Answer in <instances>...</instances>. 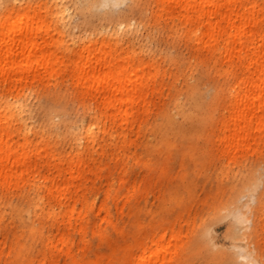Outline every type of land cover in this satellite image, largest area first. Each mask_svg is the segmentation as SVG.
Instances as JSON below:
<instances>
[{
    "label": "rangeland",
    "instance_id": "1",
    "mask_svg": "<svg viewBox=\"0 0 264 264\" xmlns=\"http://www.w3.org/2000/svg\"><path fill=\"white\" fill-rule=\"evenodd\" d=\"M55 2L69 5L66 26L73 36L82 37L76 43L81 45L94 39L97 47L103 46L104 30L95 32L102 18L116 26L122 19L138 25L144 17L150 38H144L143 25H138L130 37L135 44L132 51L144 61H155L154 75L146 104L136 105L145 108L135 109L133 130L125 143L111 142L110 136L101 133V144L85 150L83 157L90 159L91 169L83 172L77 187L70 188L68 195L73 198L68 203L47 199L36 213L27 195L36 189L39 176L11 189L0 187V264H140L139 254L145 250L143 258L151 257L156 249L152 241L162 234L161 249L171 264L189 257L197 264H241L230 255L232 218L223 210V217L208 222L259 164L263 181L252 202L253 229L246 233L250 247L264 263V229L257 220L264 191V147L245 153L237 163L216 142L213 118L218 120L227 103L224 74L216 73L207 58L195 56L191 42L171 30V19L154 15L155 0H120L90 12L87 0H0V18L13 4H23L30 10L40 9L36 15L41 25H50L52 16L46 10ZM68 51L58 50L64 60ZM76 73L44 71L18 83L26 89L31 133L44 134L34 143L39 141L47 149L49 155L44 157L49 161L53 153L59 159L77 156L71 132L74 127V131L80 129L82 113H88L86 106L92 102ZM11 81L16 80L11 77ZM184 114L195 126L189 142L182 130ZM117 118L114 129L120 132L124 118ZM107 126L110 130L111 125ZM61 183V188L66 185L64 180ZM46 194L43 190L40 195ZM208 227L211 244L203 238ZM217 252L220 259L215 262L210 254Z\"/></svg>",
    "mask_w": 264,
    "mask_h": 264
},
{
    "label": "bare ground",
    "instance_id": "2",
    "mask_svg": "<svg viewBox=\"0 0 264 264\" xmlns=\"http://www.w3.org/2000/svg\"><path fill=\"white\" fill-rule=\"evenodd\" d=\"M118 1L87 0V12ZM155 1L157 10L154 15L171 19V30L191 42L197 53L195 56L207 58L215 72L225 76L223 85L227 86V103L218 120L213 118L217 124L214 133L218 145L237 163L245 153L264 147V0ZM25 7L13 4L0 18V187L11 189L30 181L31 176H39L38 180L35 179L38 181L36 189L27 195L31 196L30 202L37 213L47 199L58 198L64 204L73 198L68 191L78 186L84 171L91 169L90 159L83 157L85 150L101 144V133L110 136L111 142L122 140L125 143L133 130L135 109L145 108L136 105L146 104L155 61H144L139 52L132 51L135 44H131L130 37L139 29L138 25H143L144 38H150L144 17L138 25L122 19L116 26H109L102 18L101 26L94 30L96 33L104 30L105 43L97 47L94 39L88 43L82 41L86 43L83 45L76 44L82 37L73 36L66 26L65 12L70 9L69 5L49 4L46 11L52 16L50 25H41L36 15L40 9ZM49 26L53 27V33L48 30ZM125 41L130 42L126 47L123 46ZM61 47L69 50L67 60L58 52ZM57 70L77 72L78 81L92 103L86 106L88 113H82L80 129L74 131V127L71 132V147L77 156L68 154L59 159V155L53 153V161H49L44 157L49 155L47 149L42 148L39 141L34 143L35 138L38 140V136L44 134L31 133L26 116V89L18 83L26 78H36L44 71L53 75ZM11 77L16 80L14 83ZM221 99L225 101L222 94ZM191 112L194 113V109ZM119 115L124 118L120 122V132L114 129ZM183 118L186 123L182 130L189 142L195 126L190 123L191 117L184 114ZM196 134L200 136L201 131ZM43 168L49 172L42 174ZM62 180L66 185L61 188ZM262 181L259 164L252 169L243 187L224 202L208 222L209 225L216 222L223 210L227 212L225 216L232 218L230 255L241 264H264L256 250L250 247L246 233L253 227L252 202ZM43 190L47 192L44 198L40 195ZM245 196L248 198L244 201ZM258 210L257 220L264 229V191ZM211 231L208 227L203 234L208 244L212 242ZM164 238L162 234L152 241L156 249L151 257L143 258L145 250L139 254L140 264H171L166 251L161 249ZM219 254H210V258L218 262ZM175 264L197 263L189 257L181 258Z\"/></svg>",
    "mask_w": 264,
    "mask_h": 264
}]
</instances>
